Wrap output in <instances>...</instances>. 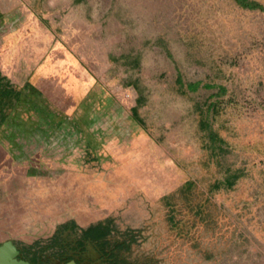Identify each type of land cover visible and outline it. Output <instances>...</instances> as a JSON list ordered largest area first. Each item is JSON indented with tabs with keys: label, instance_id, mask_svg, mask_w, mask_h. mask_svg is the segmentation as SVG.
<instances>
[{
	"label": "rangeland",
	"instance_id": "1",
	"mask_svg": "<svg viewBox=\"0 0 264 264\" xmlns=\"http://www.w3.org/2000/svg\"><path fill=\"white\" fill-rule=\"evenodd\" d=\"M248 1L264 7V0ZM0 4L10 9L7 21L17 19L14 9L28 11L26 0ZM113 5L126 10L132 27L140 20L164 29L169 60L207 91L182 97L180 120L175 98H166L159 144L150 146L149 160L139 157L140 146L110 144L86 145L85 159L41 160L47 175L40 179L48 184L39 182L22 194L18 208L6 209L0 244L11 239L23 249L45 247L61 222L73 223L81 235L106 221L115 237L135 231L133 255L155 253L160 264H264V9L237 0H113ZM178 44L181 59L172 52ZM126 153H133L130 159ZM65 171L69 177H63ZM78 174H84L83 185ZM185 176L197 185L191 203L181 193ZM66 179L64 192L48 191L51 183ZM62 197L69 198L67 208L59 204ZM49 200H55L54 208ZM77 200L92 216L83 222L71 207Z\"/></svg>",
	"mask_w": 264,
	"mask_h": 264
},
{
	"label": "crops",
	"instance_id": "2",
	"mask_svg": "<svg viewBox=\"0 0 264 264\" xmlns=\"http://www.w3.org/2000/svg\"><path fill=\"white\" fill-rule=\"evenodd\" d=\"M26 6L7 21L10 9L0 4V224L22 194L39 182L47 186L41 160L85 159L86 145L102 144L140 146L139 157L149 160L166 98H175L180 120L182 97L207 91L169 60L164 29L140 20L130 26V16L113 0H26ZM172 52L181 59L179 44ZM83 176L77 175L80 185ZM69 185L59 180L48 191ZM66 200H59L61 207L67 208ZM54 202L47 204L54 208ZM76 202L71 207L82 222L92 217L82 200Z\"/></svg>",
	"mask_w": 264,
	"mask_h": 264
},
{
	"label": "trees",
	"instance_id": "3",
	"mask_svg": "<svg viewBox=\"0 0 264 264\" xmlns=\"http://www.w3.org/2000/svg\"><path fill=\"white\" fill-rule=\"evenodd\" d=\"M247 7H264L248 0H237ZM197 185L190 177H184L181 193L187 203H191ZM136 242L135 231L128 230L120 237L113 236L106 221L98 222L82 229L81 235L75 233L71 222L59 226L51 243L47 246H28L23 254L34 264H65L74 260L76 264H160L155 253L133 255ZM49 249L52 251L49 252Z\"/></svg>",
	"mask_w": 264,
	"mask_h": 264
},
{
	"label": "water",
	"instance_id": "4",
	"mask_svg": "<svg viewBox=\"0 0 264 264\" xmlns=\"http://www.w3.org/2000/svg\"><path fill=\"white\" fill-rule=\"evenodd\" d=\"M20 251L11 239L4 241L0 245V264H31L28 260L19 259ZM66 264H76L74 260L67 262Z\"/></svg>",
	"mask_w": 264,
	"mask_h": 264
},
{
	"label": "flooded vegetation",
	"instance_id": "5",
	"mask_svg": "<svg viewBox=\"0 0 264 264\" xmlns=\"http://www.w3.org/2000/svg\"><path fill=\"white\" fill-rule=\"evenodd\" d=\"M2 244V243H1ZM0 244V245H1ZM16 244V243H15ZM17 245V244H16ZM17 247H18V249H19V251H20V254H19V256H18V258L19 259H25V260H28L29 262H31V264H34L33 263V261L30 259V258H28V257H26L24 254H23V250H22V247H20L19 245H17ZM67 263V262H66ZM65 263V264H66Z\"/></svg>",
	"mask_w": 264,
	"mask_h": 264
}]
</instances>
